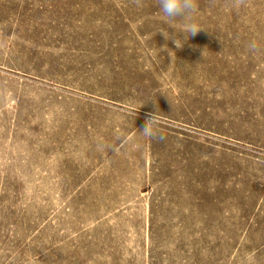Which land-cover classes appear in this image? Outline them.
Masks as SVG:
<instances>
[{"label": "rangeland", "instance_id": "374dc122", "mask_svg": "<svg viewBox=\"0 0 264 264\" xmlns=\"http://www.w3.org/2000/svg\"><path fill=\"white\" fill-rule=\"evenodd\" d=\"M198 4L0 0V264H264V0Z\"/></svg>", "mask_w": 264, "mask_h": 264}, {"label": "clouds", "instance_id": "9594fccd", "mask_svg": "<svg viewBox=\"0 0 264 264\" xmlns=\"http://www.w3.org/2000/svg\"><path fill=\"white\" fill-rule=\"evenodd\" d=\"M133 2L137 6H142V0H133ZM247 3L248 0H226L227 6L236 13H239L243 8L247 7ZM156 6L163 18L170 25L177 21L182 22L183 26L180 34H183V39L180 38V34L179 36L176 34L170 36L169 32H165L164 30L160 31L166 39H173L177 48H182L190 36H195L204 29L196 20V14L199 10L198 0H156ZM248 48L252 53L260 50L254 41L249 43ZM159 125L160 113L156 111L150 114L142 130L139 132L149 140H163L164 136ZM105 147L106 145L103 144L98 146L100 150H103Z\"/></svg>", "mask_w": 264, "mask_h": 264}]
</instances>
